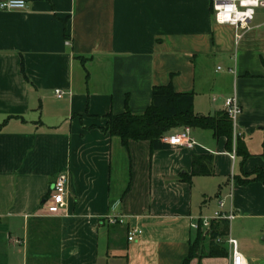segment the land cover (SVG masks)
Wrapping results in <instances>:
<instances>
[{
    "label": "crops",
    "instance_id": "crops-1",
    "mask_svg": "<svg viewBox=\"0 0 264 264\" xmlns=\"http://www.w3.org/2000/svg\"><path fill=\"white\" fill-rule=\"evenodd\" d=\"M25 1L0 9V264H184L192 221L219 200L233 211L228 236L264 264L250 243L264 236V7L241 28L217 23L211 0ZM161 85L192 93L198 115L235 95L248 156L234 135L228 150L198 127L192 148L153 151L102 130L109 113L142 114ZM198 155L213 173L187 181ZM64 172V213L48 215ZM226 247L188 264H229Z\"/></svg>",
    "mask_w": 264,
    "mask_h": 264
},
{
    "label": "trees",
    "instance_id": "trees-1",
    "mask_svg": "<svg viewBox=\"0 0 264 264\" xmlns=\"http://www.w3.org/2000/svg\"><path fill=\"white\" fill-rule=\"evenodd\" d=\"M106 118V124L102 127L105 133L120 137L123 144H127L129 141H148L151 151L167 147L168 144L161 141L162 136L172 129L183 126L211 130L215 137L226 139L228 150L232 146L233 125L227 112L222 110L214 115L195 114L193 112V94L175 92L171 85L154 86L151 104L142 114H133L127 107L122 113L107 114ZM236 140V153L246 158L248 153L245 147L238 137ZM211 162L210 155L194 156L192 171L184 179L190 181L194 175H211L213 173ZM240 182L244 181L240 180ZM228 230L227 220H212L208 230L196 229L184 264H188L193 257H227L228 249L224 239L228 236ZM206 240L208 241L207 245L203 247Z\"/></svg>",
    "mask_w": 264,
    "mask_h": 264
},
{
    "label": "built area",
    "instance_id": "built-area-1",
    "mask_svg": "<svg viewBox=\"0 0 264 264\" xmlns=\"http://www.w3.org/2000/svg\"><path fill=\"white\" fill-rule=\"evenodd\" d=\"M212 10L214 12L215 21L219 24H229L235 27L247 28L250 21L253 19L255 9L264 7V0H211ZM235 5L233 8L232 6ZM26 7L25 0H4L0 2V9L3 10H15L24 9ZM229 9H232L229 11ZM58 97L61 96V91L57 90ZM224 107L229 118L232 121L233 127H235L237 118L241 112V108L237 97L232 95L224 99ZM191 128L185 126L179 131L163 135L161 141L170 146H184L192 148L195 145V141L190 135ZM234 138L237 134L234 132ZM69 186V175L67 173H60L54 180L52 190L49 199L46 201L45 209L48 215H59L64 213L65 210V196ZM218 210L214 211L212 216H203L197 220H193L191 227L196 230L202 228L208 230L212 220H230L233 216V211H224V202L219 200ZM121 221V220H120ZM109 222H117V217L112 216L109 218ZM141 229H132L128 232L127 239L132 241L136 235L141 234ZM224 242L229 246L231 251V260L229 264H237V258L242 260L240 264H243L245 257L239 251L238 242L236 239L226 236ZM248 264V263H247Z\"/></svg>",
    "mask_w": 264,
    "mask_h": 264
},
{
    "label": "rangeland",
    "instance_id": "rangeland-1",
    "mask_svg": "<svg viewBox=\"0 0 264 264\" xmlns=\"http://www.w3.org/2000/svg\"><path fill=\"white\" fill-rule=\"evenodd\" d=\"M257 11H260V10H257ZM214 196V195H212ZM263 235L261 234H257L255 235L251 240H250V243L253 245V251L256 253V254H264V239H263ZM207 240L203 243V247L205 245H207ZM239 244H240V241H239ZM202 245V244H201ZM241 248V247H240ZM254 252H250V254L254 253Z\"/></svg>",
    "mask_w": 264,
    "mask_h": 264
},
{
    "label": "clouds",
    "instance_id": "clouds-1",
    "mask_svg": "<svg viewBox=\"0 0 264 264\" xmlns=\"http://www.w3.org/2000/svg\"><path fill=\"white\" fill-rule=\"evenodd\" d=\"M242 3H243V0H242ZM233 8L235 7V5L232 6ZM232 9H229V11H231ZM242 260V258L238 257L237 258V264H240V261ZM243 264H247V261H243Z\"/></svg>",
    "mask_w": 264,
    "mask_h": 264
}]
</instances>
